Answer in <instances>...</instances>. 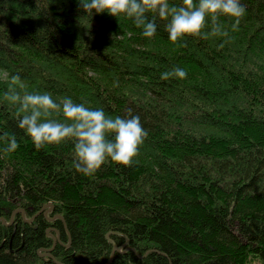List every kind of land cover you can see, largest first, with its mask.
I'll return each mask as SVG.
<instances>
[{
    "label": "trees",
    "instance_id": "1",
    "mask_svg": "<svg viewBox=\"0 0 264 264\" xmlns=\"http://www.w3.org/2000/svg\"><path fill=\"white\" fill-rule=\"evenodd\" d=\"M241 4L238 31L173 44L159 19L149 39L78 0H0V135L19 144L0 153V264H264V0ZM14 75L139 116L132 165L84 176L71 142L37 150L3 99Z\"/></svg>",
    "mask_w": 264,
    "mask_h": 264
},
{
    "label": "clouds",
    "instance_id": "2",
    "mask_svg": "<svg viewBox=\"0 0 264 264\" xmlns=\"http://www.w3.org/2000/svg\"><path fill=\"white\" fill-rule=\"evenodd\" d=\"M78 3L86 16L106 12L117 19L122 16L131 19L142 29V36L149 39L156 34L157 19L165 21V30L173 44L184 37L207 40L226 36L221 17L230 18L232 31H238L246 13L241 0H180L178 5L170 0H78ZM206 27L210 31H205ZM186 77V70L176 67L163 72L160 78L182 80ZM17 86L23 88L20 77L14 75L3 99L16 108L18 128L26 133L37 150L46 145L71 142L74 146L72 166L84 176L94 175L108 160L131 166L148 135L140 117L130 111L126 118L111 116L102 108H89L67 96L57 101L47 92L21 94ZM57 114L61 119L53 118ZM0 143L3 144L0 153L4 155L19 147L16 136L10 137L7 133L0 135Z\"/></svg>",
    "mask_w": 264,
    "mask_h": 264
}]
</instances>
